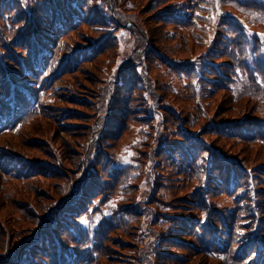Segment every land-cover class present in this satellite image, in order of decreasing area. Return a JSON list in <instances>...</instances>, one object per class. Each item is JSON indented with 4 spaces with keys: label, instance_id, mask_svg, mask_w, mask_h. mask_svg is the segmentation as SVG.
<instances>
[{
    "label": "trees",
    "instance_id": "trees-1",
    "mask_svg": "<svg viewBox=\"0 0 264 264\" xmlns=\"http://www.w3.org/2000/svg\"><path fill=\"white\" fill-rule=\"evenodd\" d=\"M116 3L120 6L124 0H0V13L6 12L9 19L20 16L23 25H27L24 36L19 33L9 40L0 28V139L14 146L9 145V150L0 149L1 188L4 183H12L11 189L1 190L0 209L4 210L8 204L13 208L6 210L9 215L3 213L5 220L12 224L10 229L0 220V264H113L111 259H118L122 264H177L184 259V254L175 249L183 248L188 254L195 252L207 260H215L208 256L212 251L230 254L242 264H264V163L252 164L256 155L248 152L250 145L264 142V119L248 114L257 108L255 99L239 117V106L235 105L238 101L226 89L236 78L232 70L234 63L226 50L235 39L247 42L253 37V33L246 31V24L253 19L224 17L216 25L214 35L221 38L222 48L213 51L222 55L213 60L221 66L209 77L213 86L207 90L227 94L225 106L222 104L214 112L220 116L218 120L209 119L201 125L197 137L188 128L198 125L201 117L196 114L191 118L189 110L183 119L171 121L172 128L165 130L170 135L164 138L148 117L141 118L142 136L131 144L137 146L139 153L137 166L152 162L151 157L156 153L162 155V159L167 158L173 164L169 172L157 175L164 182L156 184L189 190L183 195L186 205H179L174 213L179 219L169 228L170 233L155 229L158 218L151 228L143 227L140 216L144 213L138 215V210L143 208L132 205L122 194L129 166L119 161L113 148L137 118L134 114L137 109L147 115L152 113V99L148 97L154 93L135 87L136 81L143 80L142 70L136 71L141 64L126 69L120 84L111 93L110 86L105 83L101 86L104 97L95 99L101 112L95 113L99 126L95 122L85 124L91 129L84 132L93 141L91 144L85 145L78 139L77 152L66 144L57 151L38 139L42 135L41 119L53 135L59 130L67 135L75 134L70 129L78 124L69 119L75 115L74 109H59L47 98L53 95L57 102L66 105L86 103V97L66 93L71 86L66 81L69 77L76 80L75 71L81 72L80 67L86 63L94 64L102 56L110 55L114 43L110 34L117 23H123L118 8L113 7ZM244 4L264 9L257 0H246ZM150 8L152 13L148 18H153L154 29L169 23L175 29L186 18L194 25L189 37L195 41L214 12V1L150 0ZM86 29L99 34H92L89 42L82 35ZM137 32L136 59L138 51L142 56L146 42L151 48L144 55L154 58L153 52L160 51L156 45L159 38L170 31L155 37L144 30ZM33 36L39 46L33 44ZM247 64L248 60L244 59L237 66ZM192 69L195 73L196 68L192 66ZM98 71L99 75L103 74L101 68ZM59 78L66 83L63 90L52 87ZM176 112L180 114L178 109ZM228 113L235 116L230 119L224 115ZM163 115L172 119L168 114ZM35 119L40 120L38 124L33 123ZM29 134L35 135L27 139ZM19 135L22 148H27L24 144L28 143L45 159L34 157L22 161L15 157L11 151H18ZM221 138H225L224 143ZM148 173L149 170L140 171L144 176ZM168 196L159 187L151 195L150 204L164 207ZM226 199L233 201V207L221 205ZM117 200L123 203L117 204ZM107 206L111 208L110 213L101 216L92 227L93 215H101ZM246 207L252 215H247ZM150 230H154L153 236ZM129 231L133 233L131 241L118 240V237H127ZM149 237L154 240H148Z\"/></svg>",
    "mask_w": 264,
    "mask_h": 264
},
{
    "label": "rangeland",
    "instance_id": "rangeland-1",
    "mask_svg": "<svg viewBox=\"0 0 264 264\" xmlns=\"http://www.w3.org/2000/svg\"><path fill=\"white\" fill-rule=\"evenodd\" d=\"M197 1L201 2L202 0ZM213 1L214 12L209 15L208 22L205 23L203 20L201 21L205 23V26L202 29V34L195 41L191 40L189 37V31L194 30V25L186 18L185 20H180L175 29H172L171 23L165 25L163 28L154 29L155 24L153 18H148V15L152 13L150 0H124V4L120 6L117 5V3L113 5L114 9L118 8L117 12L120 13V19L123 23H117L110 34L114 39V43L111 45L112 51L110 55L102 56L101 60L94 64L93 62L86 63L80 67V69H82L81 72L75 71L78 73L76 80L69 77L66 81V83H71V86H69L67 91L64 88V92L66 91V93H73L80 97H86L87 100L86 103H83L84 106L82 103L62 104L57 102V98L55 99L53 95L47 98V100L52 102L54 106L59 107V109L68 107L74 109L75 115L69 117V119L72 123L78 124L75 128L70 129L75 132V134L67 135L62 130H59L57 135H53L52 131L49 132L46 130L48 127L46 121L43 122L41 119L40 123L42 135L39 136L38 139H40L41 143L44 145L52 147L57 151L60 150L59 146L62 147V144H66L72 151L77 152L79 148L75 142L78 139L83 141L85 145L91 144L93 141H91L90 138H86L84 132L87 130L91 132V129L86 126L88 123L90 124V122H95L96 126H99L98 117H96L95 113L99 114L101 112L96 106L97 103L95 99L99 96H103L101 86L104 83L107 84L108 87L110 86L109 92L111 93V89L120 84L122 74L126 69H134L141 64L142 66H138L139 68H137L136 71L138 73L142 70L144 75L143 80L136 81L135 87L154 93L148 97V99H152V113L147 115L142 113L140 109H137L134 112L137 118L131 121L128 131L123 138L115 142L113 148L115 154L120 158L119 161L129 166L125 179L126 185L122 192L123 196L126 197L127 201L132 205L143 208L142 210H138V215L141 212L144 213L143 216H140L141 219L144 220L143 227L151 228V225L158 218V225L155 229H163L165 233H170L169 228L173 226V222L176 219H179L174 213L177 212L178 207H180L179 205H186L183 195L185 191L189 190L182 186H158L156 182L160 181L163 183L164 180H158V177L160 178L161 176L157 175L169 172L168 170L172 168L173 163H170L167 158L162 159L164 156L156 153L151 157L152 162H142V165L137 166L138 161L136 159H139V153L136 150L137 146H132L131 144L134 140L142 136L144 121L141 118L145 119V117H148L151 123L155 124L157 128L160 129L162 133L161 137L164 138L170 135L166 134L165 130L172 128L171 121L173 120V123H176L180 118L183 119L184 116H187L189 110L191 118L196 114L201 117V121H199L198 125L195 127L191 125V127L188 128L191 133H197V137L200 135V132L197 131L201 125L206 123L209 119L216 121L220 118V116L214 114V112L219 111L218 107L225 106L224 98L227 94L219 90H217L215 94L210 93L207 88L210 87V85L213 86V82L209 80V77L216 74L215 69L221 66V64H214V60L219 59V55H222L221 53L213 51L214 48H222L221 38L218 34L214 35V31L218 29L216 26L217 23H221L224 17H233L242 21V17L253 19L252 23L246 24L247 33H253V37L247 42L235 39L233 42L229 43L228 49L226 50V53L230 55L234 63L232 70L236 74V78L232 82H229V88L226 87V89L233 95L235 100L238 101L235 105L239 106V117L242 116L241 114L244 111L251 107L255 99L257 108L254 113L249 112L248 114L264 119V9L248 6L244 4L246 0ZM257 1L264 8V0ZM124 14H127V16H124ZM0 28L6 32L7 40L19 33L24 36L27 31V25H23L20 16H14L13 19H9L6 12L0 13ZM138 29L144 30L147 33H153L151 35L153 37L162 35L167 30L170 31L165 37L162 36L159 38L158 44L156 45L160 51L153 52L154 55L152 56L154 58L144 55V52L151 48L148 42L144 44L142 56L141 52L138 51L136 54V56L138 55V59L135 58L134 52H137ZM95 33L99 34V32L86 29L83 31L82 35L85 40L91 42L92 39L89 37H91L92 34L95 35ZM213 37H215L214 40ZM32 42L35 46H39L34 36L32 37ZM208 47L210 48L208 49ZM165 50L168 52L167 55H165ZM253 56L260 58H253ZM220 59H224L223 56H221ZM244 59L248 60V67L244 65L238 67L237 64L243 63ZM129 62L134 64H130ZM192 66L196 68L195 73H193ZM198 67L203 68V70H199ZM99 68H101V72L103 73L101 75H99ZM226 79L227 78H223V81H226ZM66 83L59 78L52 83V87L57 90H63L62 87ZM141 84H143V86ZM222 104L224 105L222 106ZM235 105L234 107H236ZM107 108V103H105V111ZM59 109L54 111L58 112ZM177 109L180 111V114H177ZM235 109L238 111L237 107ZM163 114H168L170 117L172 116V119H166ZM246 114L247 112L243 116ZM224 115H229V117H231L230 119L235 116L234 113ZM221 117H223V115ZM39 121L38 119L33 123L38 124ZM180 123L184 125V122L180 121ZM164 125L168 126L165 128ZM26 128L27 126L24 127V129ZM34 135L35 134H29L27 139ZM89 136L93 137L94 134L89 133ZM20 137L21 135L17 136V140L15 139L18 144H20L22 140ZM93 139H95V137H93ZM224 140L225 138H221L223 143ZM9 143L10 144L0 139V149L9 150L8 146H13L10 141ZM24 146L27 148H22L20 144V146L18 145L17 147V152H11L22 161L34 157L45 159L43 156L37 155L36 150L31 148L32 145L25 143ZM248 152L256 155L251 162L252 164L264 163V142L250 145ZM64 162L65 160L61 159L63 165H65ZM147 170H149V173L146 176L140 174V171L145 172ZM159 187L160 192L169 194L164 207H156L150 204L151 195H153L154 191L159 189ZM11 188V182L8 184L4 183L2 188L0 183V197L1 190ZM44 193L49 195L46 190H44ZM116 203L121 204L123 201L117 200ZM243 204L246 205L245 202H243ZM221 205H227L230 208L233 207V201L226 199ZM107 208V211L102 212L101 215H93V221L91 222L92 227L96 226L101 216H107L110 213L111 208L109 206H107ZM6 210L10 211L13 210V208L8 204L5 205L4 210L0 209V220L4 223L2 224L6 229H10L12 224L5 220L6 217L3 214H6ZM245 211L248 216L252 215L248 214L249 209H247V207ZM252 211L254 210L251 209V212ZM247 229L248 231L252 230V228ZM129 232L127 237H118V240L128 239V241H131L133 233L132 231ZM153 232L154 230H150L152 236ZM148 240L153 241L154 238L149 237ZM185 249L186 248L175 249L178 253L184 254V259L177 264H218V262L219 264H242L239 259L231 257L230 254L223 255L210 251L208 252V256L210 259L215 260H207L206 257L199 256L193 251V254H188ZM111 255L122 258V256L115 253ZM223 261L226 263H223ZM111 262L113 264H122L118 259H111Z\"/></svg>",
    "mask_w": 264,
    "mask_h": 264
}]
</instances>
